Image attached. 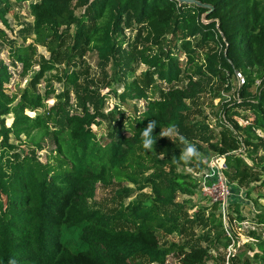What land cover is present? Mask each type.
I'll use <instances>...</instances> for the list:
<instances>
[{
    "label": "trees",
    "instance_id": "1",
    "mask_svg": "<svg viewBox=\"0 0 264 264\" xmlns=\"http://www.w3.org/2000/svg\"><path fill=\"white\" fill-rule=\"evenodd\" d=\"M74 1L85 8L82 14H75ZM200 1L212 4L214 9L205 14L207 8L180 4L177 0L30 3L34 41L17 45L10 40V58L13 63H22L23 75L32 70L37 45L52 54L50 60L43 59L42 72L54 69L62 54L68 64H76L78 59L82 62L90 51L97 52L102 64L111 59L116 61L126 42L125 25L133 23L153 28V34L147 38L150 43L134 56L151 71L147 84L133 79L118 94L123 101H146L142 112L126 118L130 134L124 130L114 132L103 143L93 128L102 123L99 117L103 98L94 99V90L85 88L87 96H79L80 110L66 111L59 105L48 107L46 100L55 90L51 85L44 94L37 91L35 83L42 72L19 92L11 94L6 85L13 72L0 59V264H9L12 259L16 264H144L145 260L168 264L167 258L172 253L180 264H208L210 255L205 246L186 247L177 242L161 245L159 232H181L186 225L182 214L185 204H191L192 200L178 202V194L193 196L198 184L193 176L176 171L179 163H187L179 159V139L174 142L159 133L175 125L181 135L194 143L193 125L185 121L192 108L188 100L198 95L205 78L214 79L217 84L228 83L226 88L230 90L229 78L234 70H239L246 75L240 101L235 98L223 105V112L235 129L246 136L232 137L231 143L225 140L223 144L215 136L208 135L205 139L217 154L226 156V176L261 180L260 170L251 168L246 158L264 150V0ZM12 3L0 0V19L5 24ZM68 36L73 42L63 49ZM181 55L186 59L184 67ZM183 73L186 85L175 87ZM65 77L74 85L79 81L76 69ZM258 77L260 85H256ZM157 80L168 89H161ZM157 90L159 97H152L150 93ZM29 111L35 114L31 116ZM10 114L13 121L8 124L6 118ZM238 118L248 123L242 126ZM150 120L156 122L152 133L156 143L148 150L143 147L141 131ZM47 138L55 145L52 149L55 155L52 153L51 157L57 163L51 162V157L42 161L36 155L45 149ZM242 142L245 150L232 152ZM19 143L32 149L22 154L17 150ZM196 148L199 152L201 147ZM121 176L138 190L151 187L153 197L148 201L121 203L113 212L90 204L99 183L110 186ZM123 190L132 192L129 187ZM256 210L254 221L264 224V204ZM216 213L210 214L209 228L202 241L214 243L228 238L221 213L218 216ZM199 215L197 212L196 216ZM240 215L239 219H243ZM255 256L264 262L263 242ZM243 264H249L248 259Z\"/></svg>",
    "mask_w": 264,
    "mask_h": 264
},
{
    "label": "rangeland",
    "instance_id": "2",
    "mask_svg": "<svg viewBox=\"0 0 264 264\" xmlns=\"http://www.w3.org/2000/svg\"><path fill=\"white\" fill-rule=\"evenodd\" d=\"M39 0L17 1L12 0V6L9 12L5 15L8 24L3 23L0 19V29L3 34H0V59L4 60L10 70L13 72L11 81L6 85L8 92L11 94L19 92L28 83L35 80L36 76L42 72V65L44 60H50L51 52L42 45H37V54L35 55V62L32 70L28 74L23 75L22 63H13L10 58V40L13 39L17 45L23 43L29 44L34 41L35 35L32 33V24L34 17L30 12V3ZM73 8L76 15H80L85 11V8L78 5L77 1L73 2ZM71 34L74 33V27L71 26ZM126 42L123 44V52L119 55L116 61L111 59L108 63L102 64L100 62L97 52H87L83 56V61L77 60L76 64H68L66 55L62 54L60 60L56 61V67L52 70L45 69L38 77L35 87L37 91L44 94L52 85L54 93L46 100L48 107L59 105L64 110H80L81 104L79 96H87L85 88L92 89L96 92L94 99L103 98V105L101 107L102 115L99 117L101 125H93L98 138L101 142L106 143L110 140L112 133L125 131L126 118L131 115H136L142 112L146 107V101L143 99H133L123 101L119 98V93L123 91L126 83L133 79H139L141 83L147 84L150 77L148 73L151 69L134 58L138 51L147 46V38L153 34V28L149 24L137 25L136 23L126 26ZM73 42L71 36H68L66 45L63 49L70 46ZM63 52V51H62ZM127 58L130 60L127 63ZM185 56L181 55L182 66H185ZM73 69L77 70L79 81L76 85L66 79L65 74L71 72ZM246 76V75H245ZM156 79V76L154 75ZM234 88L237 87L238 80L235 75L229 78ZM203 87L201 91L188 100L191 105V110L186 113L185 121L191 124L194 142L199 149L200 158L189 161L187 163H179L176 171L182 174L193 176L197 181V192L193 196L178 194L177 201L183 202L185 199H191L192 203L185 204L182 220L186 224L183 231H178L173 234H164L159 232V238L162 246H169L172 242L184 244L189 246H205L208 248L210 257L207 259L208 264H243L248 259L249 264H264L263 260L258 259L255 254L259 251V244H264V224H259L254 221L257 213L256 208L260 204H264V150L260 149L257 155L253 158H246L248 165L253 169H258L261 172V180L256 181L251 178H232L225 175L226 181L230 186V196L228 199V210L222 212L220 204L215 202L212 197H209L202 190V184L211 183L216 177H205L206 172L210 168L211 161L214 158H219L211 147L210 141H206L208 135L215 136L220 144L226 141L231 143V138L236 136L243 139L246 135L243 131H232L221 124V111L223 105L234 98V94H230L228 89H224L223 84H217L214 79H203ZM157 83L161 89L167 90L168 86L164 83ZM187 83L186 73H183L181 80L175 83V87H184ZM256 87L253 89L255 90ZM233 91V90H232ZM150 95L159 97V91ZM94 110V107H91ZM31 116L34 112H27ZM246 114V112H245ZM6 121L11 124L13 115L7 116ZM244 126V125H243ZM237 134V135H236ZM264 138V136L262 135ZM45 149L37 151L36 155L42 160L47 161L52 156V149L55 148L53 141L46 139L44 141ZM245 143L242 142L240 146L232 152L241 153L245 150ZM32 148L28 144L19 143L18 152L25 154ZM55 155V154H54ZM164 157V155H160ZM246 157V156H245ZM226 163L225 158L222 157ZM56 159L50 158V161L57 163ZM124 187L132 189L130 194L124 192ZM232 187L236 190L232 191ZM233 193V195H232ZM232 196V197H231ZM153 197L151 187L144 190L136 189L126 177H117L114 183L110 186H105L101 183L97 185L96 195L90 201V204L96 208H100L105 212H113L119 208L121 203L128 204L132 200L148 201ZM231 200V203H229ZM232 200H236L239 205L232 204ZM217 203V206L213 205ZM193 204V206H192ZM232 204V205H231ZM202 207H205L202 209ZM200 212L199 216L196 213ZM220 212L222 220L224 221L225 235L228 238H223L214 243L202 241V236L207 232L209 226L207 223L210 214ZM244 216L239 219V215ZM240 215V216H241ZM186 216H188L187 221ZM198 219L196 220V218ZM228 229V231H227ZM227 242V245L225 243ZM144 260V259H143ZM168 264H180L179 258L174 253L167 258ZM144 264H159L149 263L147 260Z\"/></svg>",
    "mask_w": 264,
    "mask_h": 264
},
{
    "label": "built area",
    "instance_id": "3",
    "mask_svg": "<svg viewBox=\"0 0 264 264\" xmlns=\"http://www.w3.org/2000/svg\"><path fill=\"white\" fill-rule=\"evenodd\" d=\"M234 75L236 76L238 83L236 88H234V86H231L230 89L231 91H228L230 94H234V98L231 101H228L227 103L233 102L235 98L240 101V88L242 87L243 84L246 83V77L241 71L234 70ZM260 83H261V79L258 77L256 79V85H260ZM226 86H228V83L224 85V89H227ZM220 122L226 128L232 131H237L234 127L233 122L223 112V109L221 111ZM238 122L242 126L248 123V121H245L242 118H238ZM222 157L225 158V155H222L219 158L212 159L210 168L206 172L205 177L211 176L216 178L213 179L211 183H206V181H204L202 184L203 185L202 190L209 197H212V199L215 202H218L220 204L221 210L224 213L226 212V209L228 210V199L230 196V189L226 181L225 175L223 173V168L226 167V163L225 160L222 159Z\"/></svg>",
    "mask_w": 264,
    "mask_h": 264
},
{
    "label": "clouds",
    "instance_id": "4",
    "mask_svg": "<svg viewBox=\"0 0 264 264\" xmlns=\"http://www.w3.org/2000/svg\"><path fill=\"white\" fill-rule=\"evenodd\" d=\"M155 128L156 122L154 120H150L147 123V126L141 131L142 143L145 149L151 150L153 145L156 143V139H154L152 135ZM159 136L168 137L174 142H177V139H179L181 144V154L179 156L180 160L189 162L194 158H200V153L198 152L196 145L189 142L183 135H181L175 125H170L168 128L162 129ZM9 264H16V261L12 259L9 261Z\"/></svg>",
    "mask_w": 264,
    "mask_h": 264
},
{
    "label": "water",
    "instance_id": "5",
    "mask_svg": "<svg viewBox=\"0 0 264 264\" xmlns=\"http://www.w3.org/2000/svg\"><path fill=\"white\" fill-rule=\"evenodd\" d=\"M180 4H183V3H187V4H195L197 6H200V7H204V8H207L208 11L205 13H209L211 12L213 9H214V6L210 3H207V2H202L200 0H177Z\"/></svg>",
    "mask_w": 264,
    "mask_h": 264
}]
</instances>
